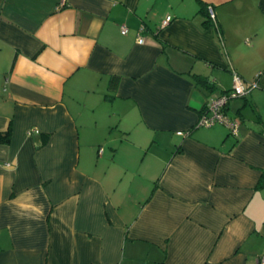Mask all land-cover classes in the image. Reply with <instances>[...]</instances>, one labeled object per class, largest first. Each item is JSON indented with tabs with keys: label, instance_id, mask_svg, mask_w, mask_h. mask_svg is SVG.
Wrapping results in <instances>:
<instances>
[{
	"label": "crops",
	"instance_id": "crops-1",
	"mask_svg": "<svg viewBox=\"0 0 264 264\" xmlns=\"http://www.w3.org/2000/svg\"><path fill=\"white\" fill-rule=\"evenodd\" d=\"M61 2L0 0V264H258L264 0Z\"/></svg>",
	"mask_w": 264,
	"mask_h": 264
},
{
	"label": "built area",
	"instance_id": "built-area-1",
	"mask_svg": "<svg viewBox=\"0 0 264 264\" xmlns=\"http://www.w3.org/2000/svg\"><path fill=\"white\" fill-rule=\"evenodd\" d=\"M64 0H62L60 5H63ZM208 18L213 25V27L218 31V25L216 21V15L211 7L207 8ZM170 21V17H166L163 22V25L167 24ZM143 30V26H140L139 33ZM121 33H126V30L122 28ZM138 41L140 43L143 42L141 37H138ZM256 87L255 83L249 84L247 87L243 86L241 81L235 76L234 78V86L230 91L224 92L220 94L215 99L208 101L205 105L204 110L199 116V120L196 124L197 127H208L213 124H222L224 125L230 136L236 138L239 136L240 132V119L237 117L229 116L226 110L229 101L233 99H237L240 97H244L247 93ZM37 132V130H35ZM177 134L182 135V132H178ZM101 149L99 153H101ZM258 264H264V257H261L258 261Z\"/></svg>",
	"mask_w": 264,
	"mask_h": 264
},
{
	"label": "trees",
	"instance_id": "trees-1",
	"mask_svg": "<svg viewBox=\"0 0 264 264\" xmlns=\"http://www.w3.org/2000/svg\"><path fill=\"white\" fill-rule=\"evenodd\" d=\"M205 12H206V15H207V11H206V8H205ZM207 22L209 23L210 20L208 18ZM196 83L200 86H204L206 87L207 86V81L204 79V78H200V77H196ZM115 84H116V78H113L112 79V82H111V90L113 91L115 89ZM227 92V91H226ZM224 93V92H223ZM206 105V104H205ZM205 108V106H204ZM203 108V110H204ZM202 110V111H203ZM201 111V113H202ZM200 113V115H201ZM197 127V126H195ZM9 143V130H7L6 132L4 133H0V144H8ZM257 187H264V172H262L261 176H260V179H259V182H258V185Z\"/></svg>",
	"mask_w": 264,
	"mask_h": 264
},
{
	"label": "rangeland",
	"instance_id": "rangeland-1",
	"mask_svg": "<svg viewBox=\"0 0 264 264\" xmlns=\"http://www.w3.org/2000/svg\"><path fill=\"white\" fill-rule=\"evenodd\" d=\"M148 158H149L148 156L145 158V163L148 162Z\"/></svg>",
	"mask_w": 264,
	"mask_h": 264
}]
</instances>
